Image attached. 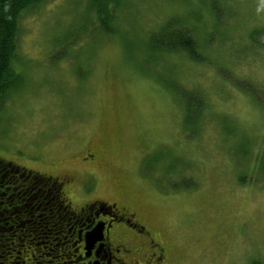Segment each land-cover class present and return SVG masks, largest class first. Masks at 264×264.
I'll return each instance as SVG.
<instances>
[{"label": "rangeland", "instance_id": "1", "mask_svg": "<svg viewBox=\"0 0 264 264\" xmlns=\"http://www.w3.org/2000/svg\"><path fill=\"white\" fill-rule=\"evenodd\" d=\"M168 20L202 60L151 44ZM17 25L2 165L70 179L74 210L93 200L135 209L167 264H264V0H43ZM181 88L207 103L194 122ZM14 223L0 261L27 264L32 245L16 253ZM60 234L37 238L30 264H68Z\"/></svg>", "mask_w": 264, "mask_h": 264}, {"label": "flooded vegetation", "instance_id": "2", "mask_svg": "<svg viewBox=\"0 0 264 264\" xmlns=\"http://www.w3.org/2000/svg\"><path fill=\"white\" fill-rule=\"evenodd\" d=\"M12 171L15 174H11L10 178L21 179L25 175L26 183L23 185L22 191L16 194L15 199L10 200V197L15 195L10 188H5L0 193V242L7 239L1 233L2 230H11V232L15 230L12 225L6 227L9 220L22 218L27 222L31 221L37 228L43 219L53 218V208L50 203L44 202L40 207L41 204L37 205L32 202L33 197L32 200L28 197L30 194L34 195L39 192V190L36 191L37 182L35 179L37 177H32L31 172L28 171L18 175V167ZM52 178L60 182L61 190L70 183L68 178L44 175L47 183ZM62 192L71 216L68 218V223L65 224L68 238L58 245L57 250L61 251L60 258L72 257L68 264H167L165 242L160 234L144 221L138 211L127 205L100 200L86 202L78 210H74L64 196V190ZM4 197L6 201L3 199ZM38 211H42V214H38ZM63 224H58L59 231L63 230ZM2 236L5 238L3 239ZM37 245V243L32 245V252L27 257V264L36 262ZM18 247L19 249L16 248L15 251L20 254L21 251H29L31 245L19 244ZM9 249L14 250V248ZM3 253L6 255L9 252ZM17 258L19 257L17 256ZM25 260L22 259L21 262L24 263ZM0 264L3 262L0 261Z\"/></svg>", "mask_w": 264, "mask_h": 264}, {"label": "trees", "instance_id": "3", "mask_svg": "<svg viewBox=\"0 0 264 264\" xmlns=\"http://www.w3.org/2000/svg\"><path fill=\"white\" fill-rule=\"evenodd\" d=\"M40 1L43 0H0V102L6 95H8V93L14 91L18 84L19 74L15 72L16 70L12 66V61L17 49L16 37L18 30V17L28 6ZM98 13L100 12L98 11ZM103 25L105 27V23H103ZM150 39L151 44H155L161 50L163 48L166 50L182 51L192 59L202 60L200 52L198 51L196 40L192 37L190 31L187 28H184V26L173 29L171 20L165 22L159 30L151 35ZM178 94L184 102L183 108L185 115L187 116V119L185 117V121L192 122L195 118L198 119L202 108H206L207 105L203 95L197 90H185L183 88L178 90ZM2 164L3 162L0 160V189H2L0 190V193H2L5 188H10L12 192L15 193L13 197H10V200L13 198L15 199L16 194L22 191V187L26 183V176H22L21 179L10 178L9 176H11V174H15L12 170H15L16 167H13L9 163L4 165ZM21 173L22 172L18 171V175ZM1 174H3V176ZM36 175L34 176L37 177V179H35L37 182L36 191L39 190V192L34 195L30 194L27 196L30 200H32L33 197V202L39 205L40 198L44 200L45 196L51 194V198H49L51 202H47L50 203L53 208V218L45 219V221L42 220L43 222H41L44 223L45 226L38 229L33 226L31 221L27 222L26 220L22 221V218H19L22 220L14 218L13 220H18L19 222L14 223V225L23 229V232L20 235L21 238L17 236V245H19L20 242L21 244L35 245L37 243L39 245V242L35 241L37 238H46L50 237V234L55 235L61 233V241L55 244V247L58 248V245L68 238L67 226L65 224L68 223V218L70 217L69 206L63 198L62 190L59 188V181L55 179L53 180L52 178L51 181L47 183L44 179V175ZM240 180L243 181V177H241ZM189 184L190 182L182 183L184 187H187ZM50 185L52 188H49ZM45 190L48 192L44 196ZM3 199L5 200V197ZM60 212L63 213L62 215L64 216H60ZM66 214H68V216H66ZM62 223H64L63 230L59 231V228H57L58 224ZM41 243L42 244L40 245L43 246L45 241H41ZM9 248L10 247H7L8 250H11ZM17 248L19 249V247ZM249 264H263V262L260 259H252Z\"/></svg>", "mask_w": 264, "mask_h": 264}, {"label": "water", "instance_id": "4", "mask_svg": "<svg viewBox=\"0 0 264 264\" xmlns=\"http://www.w3.org/2000/svg\"><path fill=\"white\" fill-rule=\"evenodd\" d=\"M87 237V236H86Z\"/></svg>", "mask_w": 264, "mask_h": 264}]
</instances>
